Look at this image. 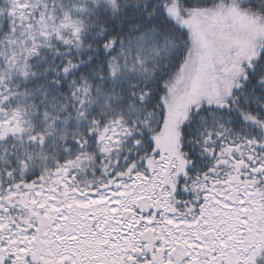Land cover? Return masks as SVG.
<instances>
[{"label": "snow or ice", "instance_id": "6c2138e0", "mask_svg": "<svg viewBox=\"0 0 264 264\" xmlns=\"http://www.w3.org/2000/svg\"><path fill=\"white\" fill-rule=\"evenodd\" d=\"M0 264H264V0H0Z\"/></svg>", "mask_w": 264, "mask_h": 264}]
</instances>
